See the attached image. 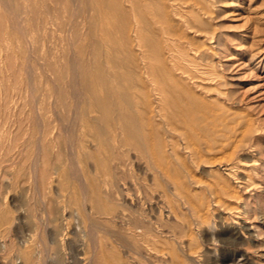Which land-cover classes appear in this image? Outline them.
Here are the masks:
<instances>
[{
    "label": "bare ground",
    "instance_id": "bare-ground-1",
    "mask_svg": "<svg viewBox=\"0 0 264 264\" xmlns=\"http://www.w3.org/2000/svg\"><path fill=\"white\" fill-rule=\"evenodd\" d=\"M8 1L12 8V0ZM58 1L62 3L63 0ZM51 2L54 4L53 0ZM218 2L220 0L75 1L78 4L77 18H82L80 26L83 25H77L74 39L70 37L77 54L76 59L74 58L75 71L65 68V71L56 76L53 93L57 95L58 101L50 109L47 125L53 126V129L60 126L66 133L73 129L72 136L69 135L66 142H60L59 148L61 152L70 153L76 161L73 175L78 180L79 193L78 196L62 193L57 197L54 195L51 204L48 203L50 207L47 204L48 212L45 211L44 216L42 215V222L38 220L40 223L32 226L33 235L27 237L32 238V243H25L28 246L19 252L24 264H41L46 262L48 255L51 260H47L50 263L52 261V264H147V258H152V255L159 257L160 264H191V237L187 233L193 222L191 193L184 187L191 185L192 174L190 175L186 163H196L208 153L233 146V150L225 155L221 163L227 170L225 175H234L235 178L239 169L238 162L234 159L236 148L245 144L247 136V131H243L233 141L232 134L214 137L207 133L191 132V125L196 119L191 115L194 58L206 59L204 55L191 51V29L200 30L209 5ZM15 3L14 7H18V1L17 5ZM2 5L5 7L4 3ZM60 8L62 10L61 6ZM64 9L67 10L66 7ZM43 17L47 19L45 14ZM58 18L60 19L59 16ZM62 18L64 19L60 22H68L69 18ZM71 18L73 20L74 17ZM22 23L24 26V21ZM19 24L21 23L17 26ZM61 24L63 27L64 23ZM35 25L36 22L33 26ZM66 50L68 51L67 48ZM228 56L231 57L229 54ZM40 117L39 120H42ZM37 156L34 166L38 162L37 158H40ZM52 168L53 174L61 175L62 164L55 163ZM159 177H162L167 189L158 188ZM41 181L43 182V175ZM217 189L216 183L204 186V191L209 193H216ZM251 207L249 202H245V213L255 209ZM243 221L230 227L232 244L235 246L231 252L234 254L241 251L238 244H242L241 235L244 230L251 231L248 237L256 241L264 239V228L259 223H248L245 219ZM18 229L22 231L21 227ZM39 230L44 234L43 237L39 235ZM67 248L71 251L72 260L66 256ZM208 253L206 251L202 254L205 263L210 262ZM244 255L242 254L243 258ZM66 257L71 261H67Z\"/></svg>",
    "mask_w": 264,
    "mask_h": 264
},
{
    "label": "rangeland",
    "instance_id": "rangeland-1",
    "mask_svg": "<svg viewBox=\"0 0 264 264\" xmlns=\"http://www.w3.org/2000/svg\"><path fill=\"white\" fill-rule=\"evenodd\" d=\"M17 1L20 5L14 7V2L17 5ZM29 1L12 0V9L8 0H0V264H24V259L19 252L32 243V238H30L34 233H32V226L42 222V217L45 211L48 212L52 199L61 193L77 194V196L79 193L78 180L73 175L76 171V161L72 159L70 153L61 152L59 148L60 142L63 140L66 142L67 137L72 136L73 129H69L66 133L60 126L55 125L53 129L51 128L53 126L47 125L50 109L58 101L57 95L53 93L56 76L59 72L65 71V68L75 71L74 61L76 60L74 58L76 59L77 54L72 38L78 30L77 25L82 24L80 15L77 18L78 4H75V1L78 3V0H72V2L63 0L62 3L60 1L61 4L58 0L56 3L53 0L54 4L50 3V0ZM1 3H4L5 7ZM64 3L67 4L64 5ZM220 3L209 5V11L203 16L205 22L202 23L200 30L191 29V51L195 52L194 54L204 55L206 58L205 60L194 58V77L191 78V115L197 120H193L191 132L207 133L214 137H220L221 134H232L234 138L231 140L233 141L238 139L243 131H247V136L245 144L236 148L234 159L238 162L239 169H237L235 178L234 175H225L227 170L221 163L225 155L233 150V146L222 151L215 150L213 153H208L196 163H186L190 170L186 169L189 170L190 175L192 174L191 185L184 187L187 192L191 193V221L193 222H191L190 231L187 232L188 237H191V264H264V239L256 241L248 237L251 231L244 230L245 232L241 235L242 244H238L241 251L234 254L231 252L235 246L232 244L230 232L232 225H238L239 222H244V219L248 223L252 221L259 223L264 228V0H220ZM22 5L24 8L20 7ZM65 7L67 10L64 9ZM35 8L38 11H35ZM13 12L17 15L15 16ZM72 12L74 14H71ZM19 13L21 18L20 15L18 16ZM36 13L39 15H35ZM43 14L47 19L49 17L48 21L44 19ZM61 16L69 18L68 22L72 20V16L74 18L72 23L67 22L68 25H66V20L62 21L64 23L62 27L60 20L64 18ZM31 17L36 19L32 20ZM20 19L24 20L20 21ZM33 22L34 24L36 22L35 26ZM18 23L21 24L17 26ZM73 32H75L74 36ZM192 53L191 55H194ZM118 56L120 57V54ZM224 62L227 63L224 64ZM39 117L43 119L39 120ZM32 152L33 155L35 153L34 157L31 156ZM35 156H40L43 161L37 158L38 162L34 166ZM55 163L63 165L60 176L52 173ZM42 175L43 182L41 181ZM52 178L53 180H50ZM214 183L218 186L216 193L204 191L205 185ZM158 188L167 189L162 177H159ZM219 189L222 190L219 191ZM245 202H249L251 209H255L245 213ZM38 207L42 211L38 210ZM20 227L22 231H19ZM40 232L41 230L38 231L39 235L43 237L44 234ZM69 234L72 233L69 232ZM28 235H30L29 238H27ZM65 251L66 256L72 260L70 249L67 248ZM206 251H209V257L207 255L209 263H205L202 259L204 258L202 254ZM240 253L245 254L246 259ZM48 256L46 262L41 264H52V261L49 262L51 257ZM154 256L147 258V264H160L159 257ZM67 257L66 260L69 259Z\"/></svg>",
    "mask_w": 264,
    "mask_h": 264
}]
</instances>
